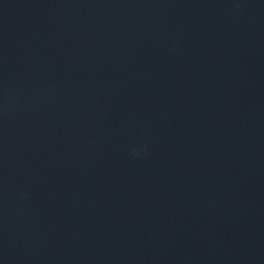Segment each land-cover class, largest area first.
Instances as JSON below:
<instances>
[{
    "label": "water",
    "instance_id": "1",
    "mask_svg": "<svg viewBox=\"0 0 264 264\" xmlns=\"http://www.w3.org/2000/svg\"><path fill=\"white\" fill-rule=\"evenodd\" d=\"M0 264H264V0H0Z\"/></svg>",
    "mask_w": 264,
    "mask_h": 264
}]
</instances>
